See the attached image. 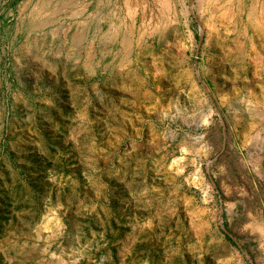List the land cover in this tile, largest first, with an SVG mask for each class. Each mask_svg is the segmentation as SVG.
<instances>
[{
	"label": "rangeland",
	"instance_id": "374dc122",
	"mask_svg": "<svg viewBox=\"0 0 264 264\" xmlns=\"http://www.w3.org/2000/svg\"><path fill=\"white\" fill-rule=\"evenodd\" d=\"M0 264H264V0H0Z\"/></svg>",
	"mask_w": 264,
	"mask_h": 264
}]
</instances>
